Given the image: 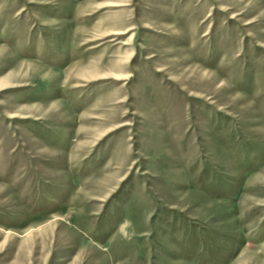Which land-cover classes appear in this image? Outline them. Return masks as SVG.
<instances>
[{"label":"rangeland","instance_id":"1","mask_svg":"<svg viewBox=\"0 0 264 264\" xmlns=\"http://www.w3.org/2000/svg\"><path fill=\"white\" fill-rule=\"evenodd\" d=\"M0 264H264V0H0Z\"/></svg>","mask_w":264,"mask_h":264},{"label":"bare ground","instance_id":"2","mask_svg":"<svg viewBox=\"0 0 264 264\" xmlns=\"http://www.w3.org/2000/svg\"><path fill=\"white\" fill-rule=\"evenodd\" d=\"M124 231V230H123Z\"/></svg>","mask_w":264,"mask_h":264}]
</instances>
